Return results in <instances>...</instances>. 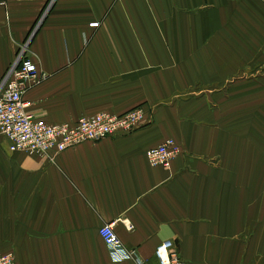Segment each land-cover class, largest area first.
<instances>
[{
	"label": "crops",
	"instance_id": "crops-1",
	"mask_svg": "<svg viewBox=\"0 0 264 264\" xmlns=\"http://www.w3.org/2000/svg\"><path fill=\"white\" fill-rule=\"evenodd\" d=\"M28 40L48 76L25 92L38 118L144 106L145 120L45 155L0 135V253L160 264L173 240L186 264H264V0H8L0 84ZM167 139L180 154L151 165L146 151ZM113 222L142 263L111 258L99 230Z\"/></svg>",
	"mask_w": 264,
	"mask_h": 264
},
{
	"label": "built area",
	"instance_id": "built-area-1",
	"mask_svg": "<svg viewBox=\"0 0 264 264\" xmlns=\"http://www.w3.org/2000/svg\"><path fill=\"white\" fill-rule=\"evenodd\" d=\"M7 1L0 0V6H5ZM99 26V22L90 24L93 28ZM29 42L21 46L17 62L10 67L0 84V135L8 141L10 151L37 155L62 152L85 142L130 133L144 123L145 112L138 108L121 115L101 112L72 123L50 124L38 118L25 98L27 88L36 83L40 75L38 66L27 56ZM180 152L176 142L167 139L149 148L146 157L153 166L169 167ZM99 232L114 261L135 258L138 263L143 262L134 251L126 248L115 231L114 222L104 225ZM156 255L160 264H186L173 240L160 245ZM0 264H16L15 255L0 253Z\"/></svg>",
	"mask_w": 264,
	"mask_h": 264
},
{
	"label": "rangeland",
	"instance_id": "rangeland-1",
	"mask_svg": "<svg viewBox=\"0 0 264 264\" xmlns=\"http://www.w3.org/2000/svg\"><path fill=\"white\" fill-rule=\"evenodd\" d=\"M207 68H204V72H203V76L202 75H199L201 72V68H198L197 70L199 71V73H195L196 75H198V76H202V77H206L205 76V74L207 73V72H211V76L210 77H208L209 79H212V75H216V71L218 70V68H216V67H208V66H206ZM194 70V69H193ZM194 74V75H195ZM48 78V76L47 75H39V78H38V81L35 83V85H38V84H40V83H42L44 80H46ZM200 85H196V87H199ZM209 86L210 87H212V86H218L217 84H215V83H210L209 84ZM194 88H195V86H194ZM144 106H135V107H133V108H131V109H129L128 111H130V110H132V109H135V108H138V109H142L144 112H145V109L143 108ZM128 111H126V112H128ZM102 112H105V111H102ZM107 112V111H106ZM126 112H124V113H126ZM98 113H101V112H97V113H95V114H98ZM107 113H110V112H107ZM124 113H118V114H116V113H114L115 115H121V114H124ZM95 114H92V115H95ZM111 114H113V113H111ZM92 115H85V116H82V117H86V116H92ZM81 118V117H80ZM79 118V119H80Z\"/></svg>",
	"mask_w": 264,
	"mask_h": 264
}]
</instances>
